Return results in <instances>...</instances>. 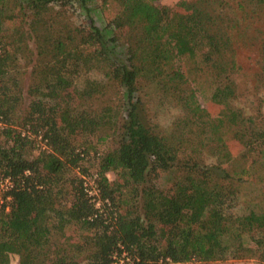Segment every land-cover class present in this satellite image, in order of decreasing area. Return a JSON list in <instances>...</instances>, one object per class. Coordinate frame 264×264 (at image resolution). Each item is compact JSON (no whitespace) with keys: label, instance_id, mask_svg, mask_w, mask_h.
Here are the masks:
<instances>
[{"label":"trees","instance_id":"obj_1","mask_svg":"<svg viewBox=\"0 0 264 264\" xmlns=\"http://www.w3.org/2000/svg\"><path fill=\"white\" fill-rule=\"evenodd\" d=\"M94 1L0 0V181L14 182L0 205V264L11 254L19 264H114L122 252L123 264H264V127L236 104L235 78L236 39L259 41L264 56L253 26L264 0H180L159 15L155 0ZM71 7L89 23H74ZM93 7L113 17L99 26ZM125 13L136 23L128 37ZM182 56L211 72L208 107ZM110 82L121 118L92 105ZM151 93L174 109L167 124L148 116ZM33 136L45 143L36 154ZM222 150L227 162L212 161ZM89 166L101 207L75 172Z\"/></svg>","mask_w":264,"mask_h":264},{"label":"rangeland","instance_id":"obj_2","mask_svg":"<svg viewBox=\"0 0 264 264\" xmlns=\"http://www.w3.org/2000/svg\"><path fill=\"white\" fill-rule=\"evenodd\" d=\"M180 0H155L154 4L157 7L158 15L161 12L162 8H168L171 12L176 7L177 2ZM96 2V0L94 1ZM140 0H133V4H139ZM95 4V3H94ZM130 12V11H128ZM70 13L72 21L76 24L87 25L90 18L88 19L85 15V11L78 8H70ZM91 17L94 18L95 22L99 26H104L107 21L113 17V12L110 9L93 7L91 10ZM123 29L122 33L125 37H128L131 33L134 32L136 28V23L129 18V15L125 13L122 20ZM258 29V34L264 39V22L257 21L253 25ZM237 49V60H238V70L235 75L237 82V91L238 98L236 104L243 110V112L250 118H252L257 126L264 127V56L262 50V44L257 41L256 43H247L244 39H236L235 43ZM118 51L123 55L122 46L118 47ZM179 68L182 70L185 75L191 80L192 84L196 87L198 97L200 102L209 106L210 96L213 91V88L216 86V82L211 74V72L202 64L200 59L197 57L196 60L190 58L189 56H182L179 59ZM102 74L97 72L93 77H101ZM98 98L92 101V105L98 110L103 109H120L119 118L123 117L126 114V106L124 105L121 89L119 86L110 82L108 86L105 87V90L100 94ZM157 95L149 94L146 105V112L149 117L159 119L162 123L167 124L168 120L172 116L174 109H165L160 110L157 107ZM160 110V111H159ZM172 110V111H170ZM159 111V112H158ZM36 139V147H31V154H36L39 149L45 147V143L41 140L40 136H33ZM3 142V135L0 133V143ZM108 145L112 144V141L109 139L105 141ZM100 148H105L104 144L99 145ZM230 152L234 156L230 163L235 169L237 167L238 160L240 158L239 148L234 147ZM221 157V159H220ZM224 157V158H222ZM229 157L226 159L224 156V150L220 154L211 158L215 163L221 160V163L227 162ZM205 160L208 162L207 157ZM96 167H90L86 174L98 173L95 171ZM236 170V169H235ZM76 174L79 176L81 174L80 169H76ZM85 174V173H84ZM263 176V181L261 182V177ZM110 180L115 178L112 172L108 173ZM158 181L160 184H167L164 177H161ZM171 181H168V184ZM259 182L264 183V169L261 170ZM231 185L236 188L239 187L238 182H232ZM264 185V184H263ZM254 185L250 186V189L254 188ZM250 245V241H246ZM118 260L125 261L130 259L127 252L116 253ZM129 257V258H128ZM12 264H19V256L17 254H11L10 256ZM166 261H159L158 264H167ZM234 264H261L255 258H238L233 260ZM170 264H172L170 262Z\"/></svg>","mask_w":264,"mask_h":264},{"label":"built area","instance_id":"obj_3","mask_svg":"<svg viewBox=\"0 0 264 264\" xmlns=\"http://www.w3.org/2000/svg\"><path fill=\"white\" fill-rule=\"evenodd\" d=\"M98 173L83 174V185L87 194L91 197V200L97 207H101L102 201L98 188ZM14 182L11 177L7 176L0 181V205L6 204L11 200L10 190L13 188ZM129 258V257H128ZM114 264H123L124 261H120L117 258V254L113 255Z\"/></svg>","mask_w":264,"mask_h":264}]
</instances>
